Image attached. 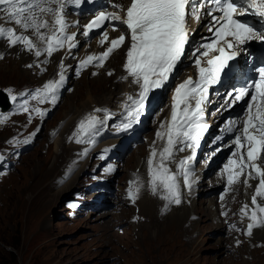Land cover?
<instances>
[{"label":"snow or ice","instance_id":"obj_1","mask_svg":"<svg viewBox=\"0 0 264 264\" xmlns=\"http://www.w3.org/2000/svg\"><path fill=\"white\" fill-rule=\"evenodd\" d=\"M83 2L84 0H0V22H3L0 23V41L5 42L8 48L19 46L21 51L34 55L37 60L42 56L46 57L41 62L43 64L48 63V58L62 49L67 48L70 53L71 49L77 47V34L68 32L70 25L66 21V9L70 6L79 8ZM111 7L113 11H100L96 14L84 26L83 35L88 37L95 29L104 28L106 22L111 25V31H118L116 24H119L125 26L126 32L110 40L109 32L103 31L99 45L104 47L107 44V47L102 53L87 55L80 60L76 74L79 76L88 66L102 68L130 37V45L127 46L122 65L127 75L120 79L130 78V84L137 86L138 91L126 97L122 119L115 126L118 133L132 130L134 125L140 123L141 118L147 114L154 90L163 89L170 82L185 55L189 38L188 17L196 23L203 16L211 17L208 31L212 33V38L192 53L198 78L193 80L189 77L175 88L170 115L166 121L160 122L156 132V139L163 142L161 149L157 151L153 147L147 158L152 194L159 195L167 204L179 205L182 200L178 177L182 176L183 185L189 191L195 183L191 179L193 172L190 161L195 159L196 150L209 128L204 122L209 89L221 82L231 68L230 62L241 55L246 45L252 41L264 43V0H130L127 6L113 2ZM248 16L256 17L259 26L247 23L244 18ZM210 53L215 55L210 56ZM202 57L207 58L206 66H202ZM2 59L4 55L0 54V60ZM41 63H36L35 66L40 68ZM59 69L58 79L49 80L34 93L21 95H29L38 104L49 103L54 107L65 83L66 68L63 61L60 62ZM43 71L41 68V72ZM254 71L257 78L247 86L225 93L222 106L228 109L241 101L246 103L243 118L229 120L224 127L225 132L238 134L231 141L235 150L224 165L223 174L227 176L228 185L225 193L240 181L242 175L246 176L243 181L245 187H250L249 180L258 181L251 197V207L245 204L240 209L241 218L246 217L249 221L244 233L247 236L252 235L254 228L264 227V203H260L264 201V63L255 66ZM107 74L111 76L113 73ZM92 75L97 73L93 72ZM7 92L16 101L17 97L12 94V90ZM246 97L249 99L246 100ZM19 107L30 113L29 122L33 118L32 113L41 120L47 115L39 107L30 109L27 100ZM101 111H104L102 118L96 115ZM111 118L106 110L96 108L78 122L70 139L78 144H92L94 137L100 134ZM7 119L6 116H0V124ZM30 142L31 138L23 141L25 144ZM186 149L192 154L179 161L175 172L171 171L168 163L175 152ZM86 153L87 149L83 154ZM100 158L103 159V155ZM2 159L0 156V160ZM111 171V168L106 169V172ZM139 191L136 181H130L128 199L134 203ZM223 198L221 196V200ZM69 207L76 205L70 204ZM222 215L227 216V213ZM230 228L237 230L235 225H230Z\"/></svg>","mask_w":264,"mask_h":264},{"label":"rangeland","instance_id":"obj_2","mask_svg":"<svg viewBox=\"0 0 264 264\" xmlns=\"http://www.w3.org/2000/svg\"><path fill=\"white\" fill-rule=\"evenodd\" d=\"M17 48L19 47L0 49V54L12 55L16 60L15 63L7 59L0 61V92L9 86L22 88L24 85H36L43 81L42 84L46 80L55 79L54 74L50 76V72L51 66L57 64L56 55L45 65L47 72L37 80L33 72L26 70V62L40 63L43 57L37 60L34 55L19 50L22 55L17 52ZM124 50L122 48L118 51L124 54ZM119 61L118 59L117 63ZM109 65L110 63L106 65L107 70ZM92 73L93 71L88 70L81 79L73 81L51 116L42 123L33 145L27 147L22 141L15 142V145L9 143L7 146L8 150L13 151V155L9 157L12 170L8 169V174L2 177L0 183V264H252L254 261L264 264L263 250H259L261 252L257 253V257L253 251L248 252L250 257L246 251L237 250L232 253L231 244L225 243L222 238V226L219 228L211 220L215 213L211 210L210 195H204L205 192H210L207 189H200L199 193L204 190L202 196L195 194L196 201L198 200L195 206L198 211L203 208L210 212L200 218L199 222L197 219L198 215H202L200 212L195 219L189 216L182 223V227L187 228L190 222H195L192 232L181 237L184 245L170 244L168 240H164L162 245L156 242L153 232L166 222L167 216H160L158 220L153 218L151 221L146 219L149 213L141 209L138 215L133 213V207L121 206L122 211L119 210L116 202L128 199V192L124 191L125 185L134 180L131 173L136 174L139 170L135 166L138 165L139 158L141 160L146 156L148 147L144 146L142 140H127L116 157L108 156L102 161L99 148L77 145L66 137L74 132V126H65L73 104L77 105L73 101L91 88V82L97 76ZM103 76L101 73L99 78ZM113 77L114 75L109 78L104 76L105 81L97 82L107 90L113 84ZM19 122L20 118L17 123ZM149 126L153 127V121L146 125L149 130L147 135L152 136L154 132ZM146 132L140 137L144 138ZM12 133L10 127L0 130V150L3 148L6 155V139ZM63 136L67 140L64 141ZM149 136L145 138L147 145L151 138ZM60 137L62 144L57 150L55 144ZM105 143L112 147L117 145L115 140H107ZM85 149L87 153L83 154ZM75 163L78 167L73 169ZM108 168L113 170L106 172ZM65 171L71 173L61 183ZM66 184L68 188L62 190ZM102 184L106 189L95 191V187ZM201 184L199 188H202ZM180 188L183 189L181 194L184 203L172 210L191 206L188 200L190 197H186L191 192L185 187ZM185 192L187 194L184 195ZM69 193H72L69 199L61 201ZM98 193L100 195L95 196ZM79 201L87 206L94 205L93 209H79L74 212V216H70L69 212H73L74 207L69 205ZM140 201L139 197L138 207ZM97 202L103 206H95ZM123 208L126 210L125 215L122 214ZM132 215L138 217L135 224L127 220ZM118 222L122 226L115 229ZM153 225L156 229H151ZM160 229L167 234L172 233L176 227L166 222ZM257 241L264 242L263 233L256 235L253 244H247L245 249L249 251V248H255Z\"/></svg>","mask_w":264,"mask_h":264},{"label":"bare ground","instance_id":"obj_3","mask_svg":"<svg viewBox=\"0 0 264 264\" xmlns=\"http://www.w3.org/2000/svg\"><path fill=\"white\" fill-rule=\"evenodd\" d=\"M118 2H122L123 0H116ZM118 34V33H116ZM115 34V35H116ZM90 46L93 48V51L96 53L97 51L100 50V48L96 47V41L91 40L90 41ZM7 46L5 43L0 42V49H5ZM18 53L22 54L19 50V48L16 49ZM81 53H83V50L77 51V52H72V54H68L67 52H61L58 54H54L58 57V61L56 65H52V71L50 72V76L52 74H54L53 78H57L58 77V73L60 71L59 69V65L60 62L63 61L65 68H66V72H65V77H68L71 70H70V65L74 62V60H72L71 56H76V55H80ZM23 55V54H22ZM4 59L10 60L13 63L16 62V60L13 58L12 55H4ZM120 60L119 63H117V60ZM123 59H124V54L121 53V51H116L112 57L109 59V62L106 64L109 65L108 69L114 71V77H113V84L111 85V87L107 90H104L103 87L101 88V85L98 84L99 82L97 81H105L106 78H104V74L102 73L103 77L99 76L101 75L102 69L103 68H94L91 69L89 71H97L98 74L97 76L94 78V80L91 82L92 86L91 88H89L88 90H85L84 95H80V97L75 98V100L73 101V103H77V105L73 104V110H71V113L69 114L68 118H67V123L65 126L69 127L70 125L75 126L76 123H78L83 117H85L86 115L92 113V111L98 107H116L120 110L121 108V104L123 99L125 98V91L129 90L130 88H133L132 85H130L129 81H125V80H121L120 78L122 77L123 72L121 71L120 65H122L123 63ZM47 67V66H46ZM103 89V90H102ZM4 128H6V126L0 125V130L2 131ZM153 129H155V132H157L159 130V126L156 124ZM70 134V133H69ZM68 134V135H69ZM68 135L66 137H68ZM149 136V135H146ZM145 136V138H146ZM65 136H63L64 141L67 140ZM151 137L148 140V145L146 144V139L144 138V146L148 147L149 153L152 150L153 147H155L157 149V151H159L161 149L162 146V141H158L156 139V135L155 136H149ZM155 141V144L153 143ZM116 142V140H115ZM117 143V142H116ZM62 144V138L60 137L59 140L57 141V143L55 144L57 150L60 149ZM73 148V147H72ZM82 150V149H81ZM0 156L3 157L2 160H0V167H2L4 165V163H6L5 158H6V154L4 153L3 148H1L0 150ZM147 155L145 157H143L141 160L139 158V163L138 165H136L135 167H138L139 170L137 171V173L135 174L136 178H137V186H139L140 191L137 195V198L135 200V204H134V209L135 206L138 207V198H141L140 201V207H138V213L140 212V209L149 213V216H146L147 220H151L154 219H159L160 216H167V220L166 222L170 223L171 226H173V224L175 225L176 229L173 230L172 233H165V231L163 229H160L161 226L166 225V222L164 224H160L157 229L154 228L155 225L151 226V229H156V232H153L155 234L156 237V242L160 245H162V242L164 240H168V242L171 243H176L178 245H180L182 243V245H184V243L181 241V237L183 235H189L192 232V229L195 226V222H190L189 223V227L185 228L182 227V223L186 220V218H188L191 215H198V212H200L202 215H198V219L197 221L199 222L200 218L202 219V217H204V215H208V213L210 212V210L208 209H203V208H199L196 209V202L194 201V199L191 200V206L190 208H175L176 210H172L174 208H167L166 211L165 210V205L167 204L166 201L164 200H160L158 195H153L151 190H150V186H149V176H148V166H147ZM81 158V157H80ZM70 159H72V156H70ZM170 163V162H169ZM75 167H78V164L75 163L73 164L72 168L75 169ZM203 166L200 165L199 169H201ZM170 170L173 169V171H176L174 169V166H170L169 167ZM130 169V168H129ZM212 170V168H206L203 171V179L201 178V176H195V174L192 176V180L195 181V185L200 186V184L202 183V181H204V179L206 178L207 174L210 173V171ZM127 173V171L125 172ZM132 175V173H131ZM131 176H129L130 178ZM217 181V179L215 178L214 180H210L208 183L212 185L211 189L213 188V186L215 185V182ZM68 185L66 184L62 190L67 187ZM205 181L201 184V187H205ZM68 188V187H67ZM210 189V190H211ZM60 191V190H59ZM189 192V191H188ZM193 192V191H191ZM57 193V192H56ZM100 195V193H98L95 196ZM95 196L93 197V199L95 198ZM108 199V197H106ZM202 201V200H201ZM200 202V201H199ZM182 203H184V200H182ZM90 204V203H89ZM131 207V206H130ZM168 207V204H167ZM171 207V206H170ZM212 207L214 208V203L212 205ZM124 209V208H123ZM122 211V208L121 210ZM163 213H161V212ZM126 210L124 209V212L122 214L125 215ZM154 212H156V214L154 215ZM213 213H215L214 211H212ZM218 213V211H216ZM134 213V212H133ZM134 217V215H132L130 217V219H127L128 221L131 220ZM150 221V222H151ZM122 225L118 222V224L116 225L115 229L120 228ZM260 232H264V229L262 230H258L255 231V233H260ZM121 234H123V231H121ZM220 244L222 245V238L220 239ZM253 251L255 256L257 257V253L261 252L257 249H250L249 251H246L248 256L249 253ZM264 252V250H263ZM250 257V256H249ZM251 263V260H249ZM252 264H258L256 261L252 262Z\"/></svg>","mask_w":264,"mask_h":264},{"label":"water","instance_id":"obj_4","mask_svg":"<svg viewBox=\"0 0 264 264\" xmlns=\"http://www.w3.org/2000/svg\"><path fill=\"white\" fill-rule=\"evenodd\" d=\"M70 194H72V193H69V194H67V195H65L63 198H62V200L61 201H66V200H68L69 199V195Z\"/></svg>","mask_w":264,"mask_h":264}]
</instances>
